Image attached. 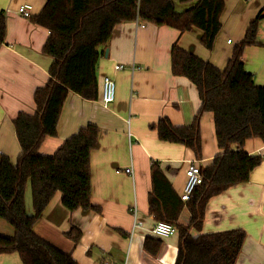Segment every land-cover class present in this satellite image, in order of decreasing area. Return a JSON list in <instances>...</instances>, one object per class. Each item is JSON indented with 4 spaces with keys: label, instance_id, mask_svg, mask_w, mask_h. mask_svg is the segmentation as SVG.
I'll use <instances>...</instances> for the list:
<instances>
[{
    "label": "crops",
    "instance_id": "0c3cea01",
    "mask_svg": "<svg viewBox=\"0 0 264 264\" xmlns=\"http://www.w3.org/2000/svg\"><path fill=\"white\" fill-rule=\"evenodd\" d=\"M222 29L212 51L201 44L203 32L192 29L181 34L167 27L141 22L118 25L99 61L96 101L69 94L59 120L57 137L47 138L40 153L53 156L63 143L88 125L99 129V142L91 155V191L94 210L67 211L57 193L34 226V232L61 251L71 254L77 264H175L178 235L161 239L158 255L144 251V241L154 237L157 222L149 215L152 191L151 168L158 163L180 196L186 184L185 171L197 162L193 153L181 145L162 142L151 129L167 118L176 127H189L201 101L196 86L171 70V49L183 50L223 71L233 50L242 42L252 22L261 21L256 44L244 51L243 62L256 86L264 88V0H223ZM197 0L177 2L182 13ZM33 6L38 16L46 0H0L5 14L6 35L0 45V154L16 164L21 147L14 120L20 113L35 112L36 90L46 85L52 59L42 53L49 32L17 14L19 6ZM108 51L107 56L105 52ZM124 66L116 71L115 66ZM116 83V99L103 104L100 88L104 77ZM203 160L209 166L221 153L218 148L214 116L201 120ZM244 150L262 157L246 184L235 186L213 198L206 211L201 234L241 229L247 238L236 264H264V142L252 139ZM132 170L127 173V170ZM27 211L33 214L31 192L26 194ZM190 213L185 206L178 223L187 226ZM82 236L77 245L66 237L71 229ZM199 233L193 232V235ZM17 254L0 255V264H20Z\"/></svg>",
    "mask_w": 264,
    "mask_h": 264
},
{
    "label": "trees",
    "instance_id": "16d2710c",
    "mask_svg": "<svg viewBox=\"0 0 264 264\" xmlns=\"http://www.w3.org/2000/svg\"><path fill=\"white\" fill-rule=\"evenodd\" d=\"M183 0H46L41 13L32 21L49 32L42 53L52 59L49 80L36 90L35 112L20 113L14 120L21 155L16 164L0 154V219L13 228V237L0 234V255L17 254L21 264H77L65 253L34 232L35 224L57 193L69 211L94 210L91 191V155L99 142V129L88 125L66 140L53 156L39 151L57 128L69 94L96 101L99 94L97 69L114 29L125 22L167 26L181 34L199 29L201 44L212 51L219 36L223 0H197L182 13L177 2ZM261 15L250 24L246 36L233 50L223 71L186 52L177 43L171 49V70L187 78L199 93L201 106L189 127H176L163 118L151 129L162 142L189 149L195 160H203L201 120L214 116L219 153L202 167L203 182L184 203L158 163L151 168L152 191L149 215L155 222L176 227L178 255L175 264H236L247 235L231 230L201 234L209 202L229 189L246 184L262 164V157L249 155L245 144L252 139L264 142V88L256 86L245 70L243 56L256 44ZM6 35L5 14L0 12V45ZM31 192L33 214L27 211L26 194ZM190 213L187 226L178 223L184 207ZM193 232L199 233L193 235ZM81 232L66 233L74 245ZM147 237L144 251L157 256L162 242Z\"/></svg>",
    "mask_w": 264,
    "mask_h": 264
},
{
    "label": "built area",
    "instance_id": "2783aa9c",
    "mask_svg": "<svg viewBox=\"0 0 264 264\" xmlns=\"http://www.w3.org/2000/svg\"><path fill=\"white\" fill-rule=\"evenodd\" d=\"M33 6L30 4H24L19 6L17 10V14L25 19H30L33 17ZM116 71H121L124 69V66L116 65L115 67ZM116 83L114 80H112L110 77L106 76L102 79L101 82V88H100V94H101V100L103 104L109 105L113 103L116 99ZM127 173H131L132 170H127ZM186 174V184L184 187V190L182 194L180 195L181 200L186 203L188 202L192 194L194 193V190L200 186L203 182V176H202V167L199 165L198 161L193 162L188 166V168L185 171ZM152 234L156 237L165 239L172 236H175L177 234V229L175 226L165 223V222H158L155 224ZM104 264H111L110 262H105Z\"/></svg>",
    "mask_w": 264,
    "mask_h": 264
},
{
    "label": "rangeland",
    "instance_id": "374dc122",
    "mask_svg": "<svg viewBox=\"0 0 264 264\" xmlns=\"http://www.w3.org/2000/svg\"><path fill=\"white\" fill-rule=\"evenodd\" d=\"M13 233V228L8 223L0 219V234L10 238L13 237Z\"/></svg>",
    "mask_w": 264,
    "mask_h": 264
},
{
    "label": "water",
    "instance_id": "95a60500",
    "mask_svg": "<svg viewBox=\"0 0 264 264\" xmlns=\"http://www.w3.org/2000/svg\"><path fill=\"white\" fill-rule=\"evenodd\" d=\"M107 54H108V51L105 52V56H107Z\"/></svg>",
    "mask_w": 264,
    "mask_h": 264
}]
</instances>
